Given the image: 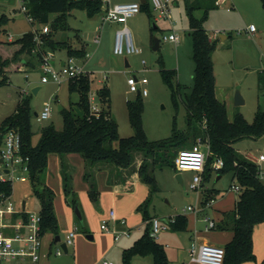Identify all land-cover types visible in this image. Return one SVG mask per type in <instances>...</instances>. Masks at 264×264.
Here are the masks:
<instances>
[{
  "label": "rangeland",
  "instance_id": "rangeland-1",
  "mask_svg": "<svg viewBox=\"0 0 264 264\" xmlns=\"http://www.w3.org/2000/svg\"><path fill=\"white\" fill-rule=\"evenodd\" d=\"M114 1L131 2L133 0ZM20 2L21 0H0V13L3 10L10 16V21L6 25L5 39L9 40L12 36L14 41L32 30L29 19L20 9ZM170 5V19L156 21L154 29L145 10L128 20L127 24L131 28L136 46L141 49L140 53L117 56L108 52L90 65L86 71L92 83L91 94H95L91 102L98 104L100 108L102 103L96 93L97 89L111 81L110 107L113 117L119 123L122 136L127 137L134 133L133 127L130 126L127 102L134 100L138 93L130 91L127 79L135 74L138 77H147L149 80L146 85L149 95L142 96L143 122L149 139L160 140L171 137L176 121L180 135H188L187 147H192L198 144L201 138L195 139L193 132L187 131L185 105L180 102L178 107L175 106L171 90L160 73L161 68L175 70L177 76L175 80L185 86L184 94L192 91L195 61L192 57L194 42L189 32V16L184 0H170ZM202 14L203 11L196 12L198 17ZM102 16L103 11L89 15L84 8L74 7L66 16L67 27L60 26L54 37L76 45L80 41H85L89 45L91 54L94 52L95 39L100 34L97 26L102 24ZM52 17L54 20V14ZM171 22L174 23V28L180 35L179 44L163 40L164 34L170 32ZM252 24L256 29L250 32L249 27ZM50 26L53 30L54 27L51 24ZM205 27L210 35L218 34L217 48L213 54L217 75V97L226 103L230 121L235 119L236 114L241 113L248 122H253L258 108L264 109V6L262 1L226 0L210 11ZM223 34L228 37L222 39ZM154 38L160 40V47L157 49L153 45ZM48 50L57 57L67 56L65 48ZM28 59L35 63L33 69L23 68L18 72L9 73L10 82L0 86V123L15 112L20 98L24 95L30 100L33 139L34 143H37L44 126L53 124L57 129H63L64 119L60 106L69 108L72 102L79 99V93L70 91L69 81L61 84L53 81L42 83V72L37 68L40 66L37 54L33 52ZM126 60L129 66L126 65ZM143 60L146 61L145 64ZM80 62L82 63L83 60H79ZM36 86H41V89L34 93L33 88ZM237 92L243 98L244 102L241 104H236ZM47 103L52 106L51 116L48 119H39L37 114L43 111ZM198 128L201 132V128ZM181 139L178 137V141ZM202 145L206 149V145ZM234 146L242 156L248 157L251 154L258 157L264 154V135L244 137L235 142ZM176 150L168 147L164 152L159 153V161L166 157L168 163L155 168L157 191L151 193L150 187L138 181L134 184L132 192L114 193L107 185L104 174L101 173L99 176L100 197L97 202H94L87 192L82 165L77 162L71 164L76 172L72 175L73 191L68 193L65 190L58 156L51 155L47 169L41 174V179L55 193L54 206L59 223L57 235H60L61 241L55 243L53 251L62 247L67 235L77 229L74 244L68 247L69 252L61 256L53 254L51 256L53 264H105L108 260L114 264H122L125 249L140 240L147 230L151 232V228L148 229L149 223L144 219L145 208L151 216L160 219H170L178 214L188 217L187 230L176 231L169 227L168 230H162L159 233L157 241L165 245L170 264H196L192 263L189 253L193 239L200 243L226 245L233 237V231L207 228L205 212L208 213V217L219 222L221 210L233 209L238 194L231 189L235 182L232 172L227 171L218 179V171L213 170L209 179L204 180L203 187L191 189L192 171L183 172L182 181L177 178ZM134 155L136 160L138 156H143L138 151ZM101 164L114 165L108 161H103ZM260 164L264 171V161ZM2 174L3 167L0 165V175ZM262 181L264 183V176ZM205 189H214L217 192L212 208L204 206L200 198ZM24 199H27L31 211L40 210L41 206L33 195L29 182L16 181L14 192L8 200L19 204ZM75 200L82 211V219L75 213ZM187 206L197 208L199 213L190 211L184 214L183 209ZM112 209L116 211L118 219H127L125 226L131 229L132 238H123L116 242L114 231L122 229H119L113 221L110 222L113 232L101 228L102 220L108 217L107 213ZM88 235H93V239H90ZM253 238L256 257L243 264H264V223L256 226ZM132 264H154V258L151 254L136 255Z\"/></svg>",
  "mask_w": 264,
  "mask_h": 264
},
{
  "label": "trees",
  "instance_id": "trees-1",
  "mask_svg": "<svg viewBox=\"0 0 264 264\" xmlns=\"http://www.w3.org/2000/svg\"><path fill=\"white\" fill-rule=\"evenodd\" d=\"M216 1L184 0L189 16V32L194 42L192 57L195 61V71L192 91L184 94L185 86L175 80L177 77L175 70L161 68L160 73L171 90L175 106L178 107L180 102L185 105L187 131L193 132L195 139L201 138L209 144L211 154L204 171V180L209 179L213 170L218 171L219 178L227 171H231L233 180L241 186L234 208L223 212L224 217L216 228L233 231V237L224 245L226 255L223 264H243L256 257L253 235L256 226L264 223V183L260 174L261 164L240 155L234 144L244 137L264 135V109L258 108L253 122H248L241 113L236 114L235 119L230 121L226 103L217 97V77L213 60L217 39L210 35L205 27L210 11L217 7ZM261 1L264 6V0ZM26 3L28 13L38 24H51L54 27L50 33L43 36L44 51L65 48L71 56L84 57L87 54L84 48L77 49L70 41L55 39L54 34L60 26L67 27L66 16L74 7L84 8L89 15H94L103 10L101 0H27ZM141 5L142 10L147 11L154 29L155 21L149 1ZM197 11H203L201 17L196 16ZM55 13L59 16L52 21L51 15ZM9 21L10 17L7 14H0V86L10 82L9 73L18 72L25 66L35 67V64L28 59L36 48L34 32L30 30L20 38L9 41L4 37ZM153 45H155L154 39ZM36 54L40 63V53ZM91 88L89 73L69 80V89L71 92L79 93V100L72 102L69 108L61 109L64 119L63 129H57L53 124L44 126L37 143H34L33 139L30 100L24 95L20 98L15 112L0 123V152L9 130L14 129L21 134L22 153L30 159L29 184L41 206L43 234L46 232L58 234L59 229L54 206L55 193L41 179V174L47 169L52 154L60 156L61 173L68 193L73 191V185L72 169L66 161V156L70 153H79L84 157L86 168L84 178L90 185L91 199L97 202L100 190L96 173L103 161L111 162L117 167H129L136 160L134 153L141 152L143 160L138 173L149 185L152 193L158 190L155 168L168 163L166 157L159 161V153L164 152L168 147L177 149L176 153L178 149L187 147L188 135H180L176 121L171 137L160 140L149 139L143 122L144 100L139 93L134 100L127 102L128 116L134 133L131 136H122L119 123L112 115L110 88L104 85L99 89L98 96L102 108L98 112H93L91 109L89 95ZM75 107L82 111L81 115ZM194 124L201 128V132ZM178 137L182 139L178 141ZM217 158L224 160V166L220 169L213 168ZM12 193V183L0 180V201ZM216 194L214 189H205L203 205H206L210 197H216ZM75 205H79L77 200ZM152 218L153 216L145 208L144 219L149 223L148 229L151 228ZM170 227L176 231L187 230L188 217L178 214L175 216V221L170 223ZM147 254L153 256L155 264H170L165 245L153 238L149 230L134 245L125 249L122 264H132L136 255Z\"/></svg>",
  "mask_w": 264,
  "mask_h": 264
},
{
  "label": "built area",
  "instance_id": "built-area-1",
  "mask_svg": "<svg viewBox=\"0 0 264 264\" xmlns=\"http://www.w3.org/2000/svg\"><path fill=\"white\" fill-rule=\"evenodd\" d=\"M98 1V0H91ZM152 12L153 20L156 22L160 19H170L171 5L170 0H148ZM27 0H21L20 9L26 14L30 23L32 24V31L34 32V38L36 41L35 53H40V66L39 70L42 72V83L56 82L61 84L70 79H75L88 72L78 62L76 56L69 55L63 64L57 66L55 63V57L49 50L44 51L42 45L44 44L43 36L51 32L50 24H38L32 15L28 13ZM103 8V22H113L122 25L115 32L113 52L117 56H124L128 54L140 53L141 49L136 46L133 38V33L127 25L128 20L142 11L141 1L131 2H118L111 4V0H101ZM217 5L221 4V0L216 1ZM255 26L252 24L249 27V31L253 32ZM169 33H165L163 40L178 43L180 41V35L174 28V23L171 22V28ZM214 38L218 37V34L213 35ZM13 37L10 36L9 40ZM101 36L97 35L95 42L100 43ZM88 56V55H87ZM146 61L143 60V64ZM129 89L132 92L139 93L142 96L149 95V91L146 85L149 83L147 77H138L135 74L130 75L127 79ZM91 98L94 99L95 94L90 93ZM91 109L93 112H98L101 108L98 104L91 102ZM52 106L47 103L43 111L38 115L39 119H48L51 116ZM201 144V145H200ZM206 145V149L203 148ZM210 148L207 142L199 139L198 144L192 147H185L178 150L175 158V168L178 173L185 171H192L193 176L190 183L191 189H199L203 185L204 171L207 165L208 158L210 156ZM0 165L3 167V174L0 175V180L10 181L13 185L16 181L29 182L30 183V168L29 157L24 156L22 153V137L21 134L14 129L9 130L4 138V144L0 152ZM250 159L257 163L264 161V154H260L258 157L250 156ZM224 166V160L217 158L213 163V168L220 169ZM4 169H9L5 172ZM261 177L264 176V171L261 168ZM231 189L239 193L241 186L237 183L232 184ZM13 194V193H12ZM10 196L4 197L0 201V264H40L44 256V243H43V226L42 215L40 210L31 211L27 199L20 201L19 204L8 200ZM215 202V197H210L206 203V207L210 208ZM184 214L187 212L199 213L197 208L193 206H187L183 209ZM110 221L127 225L126 219H118L116 211L110 210L107 218L102 220L101 228L106 231H112L110 227ZM162 221L164 222L162 224ZM175 221V217L170 219H160L159 217H153L151 220V236L155 239L159 237V233L162 230H168L170 223ZM207 228H216L218 222L213 218L207 216L206 218ZM76 230L70 232L65 240L66 245L69 247L74 243L76 236ZM115 239L119 240L124 236H130L131 230L123 228L122 230L114 231ZM62 247L57 248L54 254L61 256L64 254ZM189 253L192 263L196 264H223L226 255V249L224 245H215L210 243H200L196 239H193L191 246L189 247ZM105 264H114L112 261H106Z\"/></svg>",
  "mask_w": 264,
  "mask_h": 264
},
{
  "label": "crops",
  "instance_id": "crops-1",
  "mask_svg": "<svg viewBox=\"0 0 264 264\" xmlns=\"http://www.w3.org/2000/svg\"><path fill=\"white\" fill-rule=\"evenodd\" d=\"M133 1H140V0H133ZM222 2H226V0H221V4ZM115 3H118L114 0H111V4H115ZM220 4V5H221ZM220 5H217L220 6ZM4 11L1 10V13L0 14H3ZM7 14V13H5ZM8 15V14H7ZM9 16V15H8ZM59 16V14L55 13L54 14V18H57ZM10 17V16H9ZM52 15H51V20L52 19ZM102 21V19H101ZM128 25V24H127ZM122 25L118 24V23H113V22H103L102 21V24H99L97 26V28L99 29L100 31V36H101V41L100 43H96L94 45V52L90 54V49H89V45L87 44V42L85 41H80L78 42V44H74V47L77 48V49H81V48H84L86 50V55L84 57H77L78 58V62L79 60H83V62L80 64L85 68V70L89 69V66L90 65H93L94 62L97 60V59H100V57H102V55H105V53H110L111 55H114V52H113V47H114V38H115V32L118 28H120ZM129 26V25H128ZM130 28V26H129ZM131 29V28H130ZM213 36V35H212ZM227 38V36H226ZM217 39V37H216ZM180 42V41H179ZM179 42L177 44H179ZM103 47V50H101ZM59 49H62V48H59ZM58 50V49H57ZM66 52H67V56H59L57 57L56 54H54V57H55V63L57 66L61 65L64 63V61L67 59V57L69 56L68 54V50L66 49ZM56 53V51L54 52ZM88 55V56H87ZM35 64V63H34ZM129 64V62L126 60V65ZM129 66V65H127ZM25 69H33L34 67L33 66H25L24 67ZM39 69V66L37 67ZM217 77V75H216ZM109 80V78H107ZM68 82V81H67ZM104 83V82H102ZM105 85H107L110 90H111V94H112V86H111V81L110 82H107ZM36 87H39L38 91L41 89V86H36ZM216 89H217V86H216ZM92 91V90H91ZM90 91V93H91ZM98 91L99 89H97V95H98ZM80 97V95H79ZM58 100V98H56ZM79 100V99H78ZM77 100V101H78ZM75 101V102H77ZM63 107L60 106V109H62ZM128 111V110H127ZM130 121V120H129ZM131 126V125H130ZM132 127V126H131ZM132 131V129H131ZM133 133V131H132ZM132 135V134H131ZM130 135V136H131ZM125 137V136H124ZM53 155V154H52ZM58 156V160H59V163L61 164V159H60V156L58 154H56ZM139 155V154H138ZM250 156H255V155H248V157ZM143 160V156L137 158V160H135V162L129 166V167H119L118 169H116V167L114 165H99L97 169V173H96V179H97V184H98V188H99V176L100 174H104L106 180H107V185L111 188V190L114 192V193H119V192H124V191H127V192H132L133 191V187H134V184L138 181H141L142 183H144L147 187H149L148 184H146L142 178L140 177L139 173H138V169H139V166L141 164ZM66 161L68 162V164L70 165L71 169H72V175L73 173L76 172V169L74 171L73 167L71 166V164L73 163H80L83 167V179L85 181V184H86V187H87V192L89 194V190H90V185L89 183L85 180L84 178V175H85V171H86V168H85V159L84 157L79 154V153H70L66 156ZM134 166H136V168H134ZM60 170H61V167H60ZM114 173V176L112 177V174ZM62 174V173H61ZM204 175V174H203ZM61 176V175H60ZM235 183V182H234ZM203 187V186H202ZM100 190V188H99ZM204 191V190H203ZM236 192V191H235ZM236 194H238L236 192ZM90 196V194H89ZM201 200H203V196L201 197ZM236 200L234 201V205L236 203ZM79 206V205H78ZM212 208V207H210ZM234 208V206H233ZM232 209H226V210H221V214H220V220L219 222L221 221V219L224 217L223 215V212H226V211H230ZM205 211V209L203 210ZM110 212V211H109ZM109 212L107 213V216L109 215ZM102 213H104V211H102ZM205 214H207L208 216V213L205 212ZM214 219V218H213ZM127 220V219H126ZM146 221V220H145ZM111 222V221H110ZM218 222V223H219ZM117 226H119V229H123V228H126L125 225H122L120 223H116ZM110 227H111V224H110ZM131 230V229H130ZM108 232H113L112 231H108ZM93 236V235H92ZM56 237H57V234H55L54 232H46L43 236V243H44V247H43V250H44V256L42 258V261L40 262V264H53V258L51 257L53 254H54V251H53V247L55 245L56 242H58L56 240ZM89 237V235H88ZM90 239H93L91 237H89ZM123 238H132V234L130 236H124L122 238H120L119 240H116L115 239V234H114V239L116 242H119L121 241ZM159 239V237L157 238ZM156 239V240H157ZM74 244V243H73ZM72 244V245H73ZM68 252H69V248H68ZM68 252H64L65 253H68ZM55 255V254H54ZM169 258V257H168ZM170 260V259H169ZM155 264V263H154Z\"/></svg>",
  "mask_w": 264,
  "mask_h": 264
},
{
  "label": "water",
  "instance_id": "water-1",
  "mask_svg": "<svg viewBox=\"0 0 264 264\" xmlns=\"http://www.w3.org/2000/svg\"><path fill=\"white\" fill-rule=\"evenodd\" d=\"M140 1H141V3H145V2H147L148 0H140ZM226 36H227V35H224V34L221 35L222 39H225ZM154 40H155V46H154V48L157 49V48L160 47V40L157 39V38H154ZM127 65H129V64H127ZM38 89H39V87H35V88H33V92H34V93H37V92H38ZM243 102H244V101H243V98H242L241 94H240L239 92H237V94H236V104H241V103H243ZM75 109H76V111L79 113V115L82 114V111H81V110L77 109L76 107H75ZM0 162H3V159H2V158L0 159ZM4 171H5V172H8L9 169H4ZM219 177H220V176H218V178H219ZM177 178H178L180 181H182V174H181V173H178V174H177ZM75 213H76V215H77L80 219H82V211L80 210V208L78 207V205L76 206ZM89 237L93 238L92 235H89ZM56 240H57V241H61V237H60V235H57ZM62 248L64 249L65 252H68V246L66 245L65 242L62 243Z\"/></svg>",
  "mask_w": 264,
  "mask_h": 264
}]
</instances>
